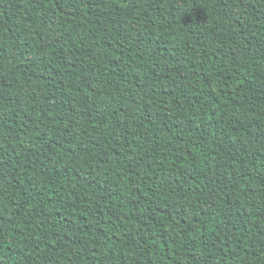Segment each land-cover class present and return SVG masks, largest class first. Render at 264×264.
<instances>
[{
	"label": "trees",
	"instance_id": "16d2710c",
	"mask_svg": "<svg viewBox=\"0 0 264 264\" xmlns=\"http://www.w3.org/2000/svg\"><path fill=\"white\" fill-rule=\"evenodd\" d=\"M0 264H264V0H0Z\"/></svg>",
	"mask_w": 264,
	"mask_h": 264
}]
</instances>
